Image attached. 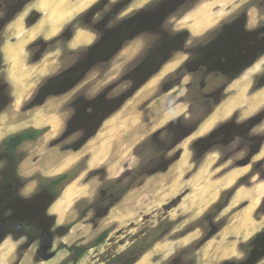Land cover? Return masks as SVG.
Returning a JSON list of instances; mask_svg holds the SVG:
<instances>
[{
	"label": "rangeland",
	"instance_id": "1",
	"mask_svg": "<svg viewBox=\"0 0 264 264\" xmlns=\"http://www.w3.org/2000/svg\"><path fill=\"white\" fill-rule=\"evenodd\" d=\"M96 3V10L78 15L64 26L62 36L47 42L32 46L41 41L37 36L21 46L17 34L22 32L23 41L31 29L18 23L21 15L0 35V62L5 64L0 80L11 87L10 95L0 97L1 118L9 120L7 124H20L37 116L39 128L29 129L42 131L35 141L21 144L14 158L0 150V220H11L6 211L14 209L28 215L20 220L22 231L9 230L1 241L0 264H264V247L255 246L264 241V228L254 235L246 225L242 228L249 202L235 197L238 190L264 193L258 186L264 180V105L255 104L250 111L239 106L264 89V57L255 63L261 66L226 87V76L199 65L200 58L194 56L212 41L221 43L222 34L215 29L222 31L235 13H247L248 27L264 25V0H198L127 43L108 64L90 63L85 47L66 45L77 28L99 30L102 3ZM139 3H132L121 15L129 17ZM145 3L142 6L151 10L150 0ZM32 12L29 9L23 21ZM51 27L45 22L40 31ZM179 33L187 35L172 47L158 73L148 80L146 74L128 79L145 53ZM162 34L165 38L160 40ZM4 45L14 56L11 63ZM89 68L74 87L66 84L64 93L57 89L61 95H40V87L59 72L70 70L79 78ZM23 72L28 79L21 84L10 81V73ZM235 100L239 109L211 130L210 124L206 133L207 119L217 106ZM87 122V127L78 129ZM5 133L0 130V139ZM80 149L84 156L62 172L70 173V179L58 190L60 195L79 178L78 186L86 192L75 194L67 222L55 228V217L46 216L49 199L37 194L42 179L57 177L61 161ZM13 159L16 172L10 165ZM88 161L93 165L87 168ZM154 170L158 171L148 174ZM16 175L22 186L16 184ZM116 182L121 186H112ZM125 187L128 191L117 199ZM253 203L251 219L259 222L264 198ZM76 224L66 240L68 247H90L103 232L107 236L74 262L72 252L58 250L56 235L63 232L59 228ZM43 229L54 235L55 256L49 261L36 254Z\"/></svg>",
	"mask_w": 264,
	"mask_h": 264
},
{
	"label": "flooded vegetation",
	"instance_id": "2",
	"mask_svg": "<svg viewBox=\"0 0 264 264\" xmlns=\"http://www.w3.org/2000/svg\"><path fill=\"white\" fill-rule=\"evenodd\" d=\"M35 1L36 0H0V35L3 36L7 28L12 26V24H15V22H17L18 16L21 15L27 9V7L33 4ZM97 1H101L102 3V8L100 9L102 13L100 27L99 30L87 27V31L95 38L93 37V41L90 45L83 47H85L88 51L87 59L90 61V63L102 62L108 64L113 58H115L124 50L127 43L134 42L136 39L141 37V35L150 33V31L154 30L157 26L164 24L168 20L169 16L179 11L182 7L195 4L198 0H150L151 5H153L151 10L148 7H143L141 5L140 7H136L138 9H133L135 10L133 11L135 13H132L129 15V17H123V14L121 15V13L124 11V9L130 7L132 3L136 2L137 0H117L115 3L113 0ZM96 4L97 3L86 10L88 11V14L91 13L93 9H97ZM145 4H147V2ZM106 7L108 9H106ZM38 15L41 14L36 10H33V12L30 13L23 23L27 27H33L41 17ZM246 15L247 13L244 12L235 13L232 15L228 24L223 27L222 31L221 29H215L216 33L218 32L219 34L221 32L222 34L220 36L223 39L222 41L219 40L221 43H216L217 40L214 41V43L212 41L211 45L203 47L201 52L194 55L200 58L201 61H199V65L202 64L206 68L212 69L215 74H223L226 76L229 79L226 87H229L257 61L264 57V25L248 27ZM63 28L61 29L60 33L62 32ZM60 33L55 37L63 35V33H61V35ZM179 34L180 35H176V37L172 39L168 36L166 42L164 41L159 45H156L152 51L145 53L141 57L140 63L134 68V73L131 74L128 79H132V77L138 76L140 74H146L149 75L147 78L148 80L153 75L158 73L168 62L167 59L171 54L172 47L176 45L180 38H183L187 35L186 33ZM163 37L165 38V34L160 35V40H163ZM40 40L41 41L34 42L32 46L48 41L44 39ZM215 45H218L217 48H214ZM43 52L44 51H42L41 54ZM4 65L5 64L0 62V68ZM90 69L91 68L84 72L82 71L83 75L82 77H79V79L70 70L59 72L54 77H51L45 81V83L40 87L39 93L40 95L46 97H50L49 95H57L60 92L64 93V91H66L65 88L68 85L71 87L77 85L87 75V73H89ZM0 71H3V69ZM9 88L11 89V87H7L6 83L0 80V97H2V94L7 97L10 90ZM57 89L60 92L57 91ZM133 93L134 92H132L128 98ZM100 96L101 93L93 97L90 101V104L93 103L92 100L96 98L99 99ZM88 125V122L84 123L80 125L81 128L78 129H83V127H87ZM70 126L74 128L73 125ZM220 126L217 127V129H215L212 133L219 130ZM211 134L208 136H211ZM72 146L69 147V149H73L74 147ZM40 217H42V215ZM7 221L16 222L13 220V218ZM18 223L22 225L20 230L22 231L23 224L21 222ZM9 230L15 232L11 229V227L7 228V232ZM42 231H45V233L48 232L44 229L41 230L40 234L42 237L45 235L41 233ZM255 246L256 248L261 249L264 247V241H261L260 239L258 242H256Z\"/></svg>",
	"mask_w": 264,
	"mask_h": 264
},
{
	"label": "crops",
	"instance_id": "3",
	"mask_svg": "<svg viewBox=\"0 0 264 264\" xmlns=\"http://www.w3.org/2000/svg\"><path fill=\"white\" fill-rule=\"evenodd\" d=\"M140 5L145 3V0H139ZM97 2V0H37V2H34L33 4L29 5L27 9L21 14V19L18 20V23L20 22L22 24L23 18L27 15L29 9L36 10L39 12L41 17L39 18L38 22L31 27L30 32L28 36L26 37L25 40L22 41V32H19L17 34L19 42L21 43V46L27 45L35 40L37 36L41 37L44 40H49L56 35H58L61 31V29L68 24L70 21H72L77 15L85 12L88 10L92 5H94ZM46 15V16H45ZM45 22L51 23L52 27L50 31H40L41 25L44 24ZM19 31L21 30V27H18ZM15 34L14 32H11V34ZM12 36V35H11ZM16 36V35H15ZM46 36V37H45ZM24 39V38H23ZM93 41V36L88 32L85 31L84 29H79L77 28L73 34L72 37L70 38L69 42H67V46L70 49H77L78 47L82 46H88L92 43ZM3 52L6 55V57H11L8 58V61L13 62V57L10 51H8L7 45L3 47ZM16 54V51L13 53ZM264 65V63H262ZM261 64V65H262ZM259 63L255 64L253 67H251L248 71H252V69L257 68V66H261ZM247 71V72H248ZM27 72H23L20 75H12L11 73L9 74L10 81L12 83H19L21 84L24 80L28 79V76L25 74ZM23 80V81H22ZM238 81V80H236ZM235 81V82H236ZM234 82V83H235ZM264 89L263 90H258L252 97L249 98L251 101L244 102L240 108H244L247 111H250L255 107V104H264ZM252 98V99H251ZM255 101L257 103H255ZM238 104L236 103V100L233 102H225L217 106L215 111L212 113L211 117L207 119V126H206V133L208 132V129L210 128V124H213V126L210 128V130L219 122L225 121L228 119L234 112H236L239 109ZM2 114H0V130H3L5 132L7 130L8 133H5L2 139L0 141L4 140L6 136L15 134L19 131H23L29 128H34L37 129L39 128V123L37 116H32L31 119L24 121L20 124H7L9 120H5L4 118H1ZM106 122H104L105 124ZM209 125V126H208ZM80 150H76L73 155L71 156H66L62 161L61 164L59 165L60 167L58 168V175L56 176H61L66 173H62L63 171H67L70 169L78 160H80L84 156V152ZM92 158H96L99 160L97 156H94ZM97 160V161H98ZM93 162L88 161L87 168L88 166H92ZM86 168V169H87ZM233 170L231 169V172ZM78 181L79 178L76 180H73L66 188L62 189L61 194L57 198L56 201L51 203L47 210H46V216L47 217H55V223L54 226L55 228L57 227H62L64 226L65 222H67V218L70 216L68 211V206L72 203L73 199L75 198V194L81 193L82 196L85 195L86 189L81 188L78 186ZM260 191L264 192V180H261L260 184ZM242 194V195H241ZM237 196V199H243L244 197L246 202L248 203V206L244 210V219L247 221L246 224L242 225V228L246 225V229L250 228L252 233L251 235L256 234L259 232L262 228H264V212H262L261 220L258 222H255L251 218V213L253 210L252 205L255 202L256 204L259 202V200L264 198V193L258 195L257 193H251V192H243L241 190H238L235 194V197ZM259 196V197H258ZM79 225L76 224L73 226L69 232H67L64 235H56L57 239L59 240L60 245H66L67 238L71 233H73L74 227H78ZM59 245V246H60ZM58 246V247H59ZM67 246V245H66ZM68 247V246H67ZM70 247V246H69ZM63 251V250H62Z\"/></svg>",
	"mask_w": 264,
	"mask_h": 264
},
{
	"label": "trees",
	"instance_id": "4",
	"mask_svg": "<svg viewBox=\"0 0 264 264\" xmlns=\"http://www.w3.org/2000/svg\"><path fill=\"white\" fill-rule=\"evenodd\" d=\"M176 122L177 121L174 120V121L171 122L170 125H172L173 123H176ZM217 131H215L211 135L215 134ZM41 134H42V131H40V130L29 129V130H26V131H22L21 133L11 135L10 137H8L7 139H5V140H3L1 142L0 150H2L5 154L13 157V153L17 150V148L21 144H23L24 142H27V141H35ZM156 136L157 135L155 134L152 137H156ZM184 137H187V134H185L182 138H184ZM10 165H12V169L15 170V172H16L15 168H16L17 162L13 159V162H11ZM5 169L8 170V167H6ZM157 171L158 170H156V171L154 170L152 172H149L148 174H153V173H155ZM15 178L18 181V182L16 181V184H18V186H22L24 184L23 181L20 182L21 179L19 177H17V175L15 176ZM69 179H70V173L69 174L67 173V174H64V175H61V176H57L54 179H51V178L42 179L41 192L38 193L37 195L41 194L42 196L46 197L47 199H49L48 200L49 204H51L59 197L58 187H60L64 182H66ZM114 185L121 186L120 182L112 183V186H114ZM127 191H128L127 187H125L120 192V194L118 195L117 199H120ZM35 198L36 197H33V198L29 199V200L32 201ZM28 210L29 209H27L26 211H28ZM6 214L7 215H12L13 216V220H15L16 222H20V220L22 218H28L27 217L28 215H23V214L20 213L19 210H16V209H14L12 211H6ZM71 226L72 225H68V226L64 227L63 229L59 228V230L63 231L60 235L66 234L68 232V230L71 228ZM106 236H107V232L105 231L93 241V243H92V245L90 247H85V246H70V247H67L66 245H60L58 247V250L66 249L67 251L72 252L73 253V260H74V262H77L84 255V253L88 249L96 247L100 243H102L105 240ZM133 260H135V258H133ZM61 264H66V261L61 263Z\"/></svg>",
	"mask_w": 264,
	"mask_h": 264
},
{
	"label": "water",
	"instance_id": "5",
	"mask_svg": "<svg viewBox=\"0 0 264 264\" xmlns=\"http://www.w3.org/2000/svg\"><path fill=\"white\" fill-rule=\"evenodd\" d=\"M8 227H11V229L15 232H19L22 225L18 222H6L4 220H0V243L6 236ZM41 233L45 235L42 237L39 243V249L37 250L36 254L41 259V261H49L55 256V253L51 251L54 243V235L50 232L45 233V231H42Z\"/></svg>",
	"mask_w": 264,
	"mask_h": 264
},
{
	"label": "bare ground",
	"instance_id": "6",
	"mask_svg": "<svg viewBox=\"0 0 264 264\" xmlns=\"http://www.w3.org/2000/svg\"><path fill=\"white\" fill-rule=\"evenodd\" d=\"M201 20V19H200ZM247 78V77H246ZM263 92V91H262ZM252 99V98H251ZM250 101V100H249ZM251 102V101H250ZM262 105H264V104H262ZM141 200V199H140ZM133 206H134V204H133ZM202 207V206H201ZM134 210V209H133ZM124 211V210H123ZM136 211V210H135ZM113 214V213H112ZM123 214H125V213H123ZM114 216V215H113ZM123 216V215H122ZM107 217V216H106ZM116 217V216H115ZM128 217V216H127ZM118 218H120V216L118 217ZM117 218V219H118ZM123 218V217H122ZM134 218V217H133ZM132 219V218H131ZM111 220H112V218H111ZM116 220V219H115ZM114 220V221H115ZM127 220V219H126ZM121 221V220H120ZM128 221V220H127ZM106 221H104V223H105ZM111 222V221H110ZM117 222V221H116ZM108 223V222H107ZM118 223V222H117ZM121 223V222H120ZM101 224V223H100ZM106 224V223H105ZM124 224V223H123ZM126 224V223H125ZM232 224V223H231ZM120 226V225H119ZM123 226V225H122ZM121 226V227H122ZM99 229H98V231H100L102 228H103V226H100V227H98ZM109 228V227H108ZM120 228V227H119ZM118 229V228H117ZM225 231H226V229H225ZM101 233V232H100ZM227 232H225V234H226ZM74 234V233H73ZM227 235H228V233H227ZM71 241V240H70ZM73 241V240H72ZM234 248H236V247H234ZM227 250V249H226ZM212 252V251H211ZM234 252V251H233ZM215 253V252H214ZM208 254V253H207ZM228 255V254H227ZM226 257V256H225ZM228 259V258H227Z\"/></svg>",
	"mask_w": 264,
	"mask_h": 264
}]
</instances>
